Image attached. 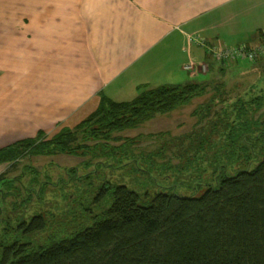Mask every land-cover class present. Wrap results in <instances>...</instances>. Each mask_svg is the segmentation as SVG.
<instances>
[{
  "label": "crops",
  "instance_id": "obj_1",
  "mask_svg": "<svg viewBox=\"0 0 264 264\" xmlns=\"http://www.w3.org/2000/svg\"><path fill=\"white\" fill-rule=\"evenodd\" d=\"M195 35L256 45L264 0H0V149L79 125L104 96L131 101L204 74L216 87L264 80V59L219 62L189 46Z\"/></svg>",
  "mask_w": 264,
  "mask_h": 264
},
{
  "label": "trees",
  "instance_id": "obj_2",
  "mask_svg": "<svg viewBox=\"0 0 264 264\" xmlns=\"http://www.w3.org/2000/svg\"><path fill=\"white\" fill-rule=\"evenodd\" d=\"M207 86L205 82L193 79L185 84L145 89L131 101L120 102L104 96L98 109L80 124V128L92 124L85 141L137 128L158 114H168L189 104L204 95ZM244 123L240 128L235 123L228 125L233 135L225 142L216 125L204 129V133L217 143L218 139L223 142V152L235 155L239 137L247 132V127H242ZM256 128L254 132H260ZM66 131L69 130L61 132L57 147L52 151L41 147L33 154L74 153L78 137L65 138ZM251 134L245 135L243 142L252 146V153L246 156L250 155L249 162L258 160L255 168L250 164V168L238 169L233 175L218 169L214 181L202 184L208 187L201 195L198 194L201 184L191 183L195 189L192 195L181 196L163 190L148 205H141L140 195L125 185L104 187L101 196L111 194L114 201L96 217L92 226L65 237L60 234L48 236L43 239L46 240L44 243H39L40 238H31L32 234L47 229L44 214L34 215L30 221H12L8 214L4 215V206L12 196L16 199L21 194L14 190L16 186L20 191L22 188L26 191L21 200L16 201L32 204L33 196L42 199L46 186L57 187L62 179L39 181L40 171L33 165L25 166L27 170L15 177L1 174L0 264H264V151L257 152L256 145L246 140L252 138ZM205 137L197 144V149L188 143L169 155V161L178 159V166L202 164L213 169L215 165L201 152L208 153L209 141ZM34 139L0 149V155L7 156L5 163L13 165L20 160L22 151L16 148ZM232 143L235 147H229ZM11 147L15 149L10 151ZM217 157L209 160L216 161ZM132 162L140 163L133 160L114 167L121 168ZM71 169L65 171L69 174ZM74 174L77 176V171ZM26 179L28 184H25ZM10 182L13 183L10 185ZM171 187L177 185L165 189Z\"/></svg>",
  "mask_w": 264,
  "mask_h": 264
},
{
  "label": "rangeland",
  "instance_id": "obj_3",
  "mask_svg": "<svg viewBox=\"0 0 264 264\" xmlns=\"http://www.w3.org/2000/svg\"><path fill=\"white\" fill-rule=\"evenodd\" d=\"M198 69L203 73L205 71L202 66ZM228 71L232 72L231 69ZM206 78L209 76L204 74L193 79L204 82ZM260 78L261 76L254 74L233 82L232 86H207L206 93L193 99L187 106H182L168 114H158L153 120L137 128L107 133L98 136L95 140L85 141V135H90L88 131L92 124L80 128L82 124L80 123L55 132L39 134L29 144L16 148L21 150L22 154L15 164L12 165L7 161L5 163L7 156L0 155V175L7 173V176L15 177L22 174L26 169L25 166L33 165L40 171L39 181L57 182L61 178L62 183L57 187L47 185L45 193H42V199H37L35 195L32 204L19 202L26 191H23V188L20 191L16 186L14 190L22 195L20 194L16 199L14 196L9 199V203L4 206V215L8 214L12 221L19 219L30 221L34 215L44 214L47 218V229L31 236V238H40L39 243H44L46 240L43 239L48 236L55 234L68 236L92 226L96 217L114 201L111 194L105 193L101 196L104 187L125 185L140 195L141 205H148L155 195L163 190L176 192L181 196L192 195L195 189L191 183L201 184L198 185L200 189L198 194L201 195L208 187L202 184L214 181L218 169L233 175L238 169L250 168V164L255 168L258 160L249 162L250 155L246 156L252 153V146L243 141L245 135L252 133V138L246 140L256 145L257 152L264 151V80L255 85ZM242 83L245 87L241 86ZM131 98L126 97V100ZM232 123H235L237 128L243 123L242 127H247V132L239 137L236 154H232L234 156L230 152V154L223 152L225 150L223 142H219L218 139L217 143L216 139L204 133V129L208 130L216 125L225 142L230 139L229 135H233L232 129L228 127ZM255 127L260 132H254ZM63 130H69L66 131L65 138L78 137L75 143L78 146L74 149V153L53 152L48 156L33 154L41 147H47L49 151L56 148ZM204 137L209 141L208 153L206 154L205 150L201 152L209 159L218 156L216 161L207 159L215 165L213 169L202 164L191 167L178 166L177 163H180L178 159L169 161V155L186 147L188 143L195 145L193 147L197 149L199 146L197 144L202 143ZM233 146L235 147L234 143L229 147ZM11 149L10 151H13L15 148L11 147ZM4 152L7 154V149ZM133 160L140 163L132 162L127 166L115 168L122 162ZM108 164L110 166H107ZM70 167L73 170L71 169L68 174L65 169ZM75 171L80 178H76ZM27 180H24L25 184H28ZM15 185L17 184L13 186ZM172 185L177 187L165 189Z\"/></svg>",
  "mask_w": 264,
  "mask_h": 264
},
{
  "label": "built area",
  "instance_id": "obj_4",
  "mask_svg": "<svg viewBox=\"0 0 264 264\" xmlns=\"http://www.w3.org/2000/svg\"><path fill=\"white\" fill-rule=\"evenodd\" d=\"M201 45L206 48L208 54L215 60L224 63H236L240 61L257 62L259 59H264V37L261 38L256 45L237 44V45H208L206 40L198 35L190 36L188 40L189 46L191 44ZM203 69L208 67L206 63H202ZM195 67L193 62L185 65V69H192Z\"/></svg>",
  "mask_w": 264,
  "mask_h": 264
}]
</instances>
